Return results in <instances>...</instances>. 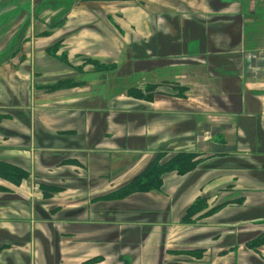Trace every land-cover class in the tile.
<instances>
[{
	"label": "crops",
	"instance_id": "obj_1",
	"mask_svg": "<svg viewBox=\"0 0 264 264\" xmlns=\"http://www.w3.org/2000/svg\"><path fill=\"white\" fill-rule=\"evenodd\" d=\"M0 162V264H264V0H0Z\"/></svg>",
	"mask_w": 264,
	"mask_h": 264
},
{
	"label": "trees",
	"instance_id": "obj_2",
	"mask_svg": "<svg viewBox=\"0 0 264 264\" xmlns=\"http://www.w3.org/2000/svg\"><path fill=\"white\" fill-rule=\"evenodd\" d=\"M97 66V65H96ZM152 91L147 92V96ZM163 154H156L148 166L136 177L130 180L127 184L118 189L119 193L128 194L135 191H148L151 189H159L162 185L164 174L175 172L185 174L192 170L198 162V158L194 154L175 153L168 159L163 160ZM24 171L15 165L5 162H0V177L7 179L21 178ZM203 198L197 199L189 208L188 213L194 214L205 208ZM211 211V210H209ZM264 242V235L254 240L251 244H259Z\"/></svg>",
	"mask_w": 264,
	"mask_h": 264
}]
</instances>
